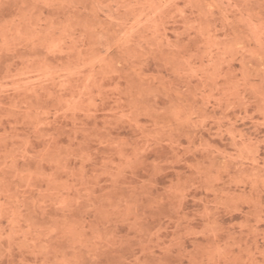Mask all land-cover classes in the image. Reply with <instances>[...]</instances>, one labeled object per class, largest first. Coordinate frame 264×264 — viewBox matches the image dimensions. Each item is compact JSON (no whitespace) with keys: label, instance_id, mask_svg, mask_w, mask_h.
Instances as JSON below:
<instances>
[{"label":"rangeland","instance_id":"rangeland-1","mask_svg":"<svg viewBox=\"0 0 264 264\" xmlns=\"http://www.w3.org/2000/svg\"><path fill=\"white\" fill-rule=\"evenodd\" d=\"M0 264H264V0H0Z\"/></svg>","mask_w":264,"mask_h":264}]
</instances>
